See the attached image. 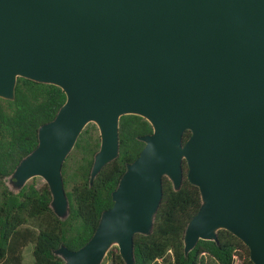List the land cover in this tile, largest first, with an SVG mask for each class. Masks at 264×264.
Segmentation results:
<instances>
[{
	"label": "water",
	"instance_id": "water-1",
	"mask_svg": "<svg viewBox=\"0 0 264 264\" xmlns=\"http://www.w3.org/2000/svg\"><path fill=\"white\" fill-rule=\"evenodd\" d=\"M19 77L59 87L65 101L5 184L17 194L40 177L61 221L62 164L83 129L99 135L89 185L118 157L121 116L152 129L90 239L53 251L63 264H101L114 246L134 264L133 237L151 233L162 179L177 191L184 166L200 193L184 254L226 230L264 264V0H0L1 99H14Z\"/></svg>",
	"mask_w": 264,
	"mask_h": 264
},
{
	"label": "trees",
	"instance_id": "trees-1",
	"mask_svg": "<svg viewBox=\"0 0 264 264\" xmlns=\"http://www.w3.org/2000/svg\"><path fill=\"white\" fill-rule=\"evenodd\" d=\"M65 101L64 92L55 85L17 78L12 101L0 98V264H22L23 249L32 245L33 264H63L53 251L61 244L76 250L95 231L101 213L112 205L116 188L126 165L141 151L138 137L151 133L150 124L137 115L119 119L118 157L103 166L89 185L93 155L99 147L94 125H87L62 164L63 186L69 205L68 217L61 221L50 208L47 185L26 183L14 194L5 184L22 158L38 144L39 126L51 121ZM189 131L183 134L185 141ZM184 178L174 191L171 182L162 179L163 195L149 235L133 237L134 264H253L249 250L240 239L219 230L218 241L199 240L187 254L183 234L189 220L200 207V193ZM109 264H125L117 247L106 254Z\"/></svg>",
	"mask_w": 264,
	"mask_h": 264
},
{
	"label": "rangeland",
	"instance_id": "rangeland-1",
	"mask_svg": "<svg viewBox=\"0 0 264 264\" xmlns=\"http://www.w3.org/2000/svg\"><path fill=\"white\" fill-rule=\"evenodd\" d=\"M92 125H94L93 123H90ZM88 124V125H90ZM94 129L95 131L98 133L97 131V128L96 126L94 125ZM32 181H34V183L37 185V186H40L41 184H44L45 182L43 181V179H41L40 177H35V178H32L30 180L27 181V183H31ZM31 249H32V245H28L26 246L24 249H23V262L22 264H33V261H32V257H31ZM205 261H206V264H213L212 261L206 257L205 258ZM169 260L164 263L162 261H158L156 262V264H168ZM101 264H109V261H106L105 258L103 259V261L101 262ZM234 264H239L238 262H234Z\"/></svg>",
	"mask_w": 264,
	"mask_h": 264
}]
</instances>
